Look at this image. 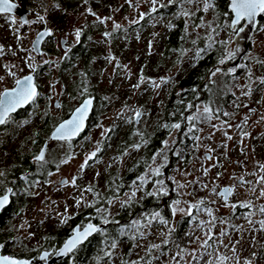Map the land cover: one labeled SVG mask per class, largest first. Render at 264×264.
<instances>
[{
	"label": "rangeland",
	"instance_id": "obj_1",
	"mask_svg": "<svg viewBox=\"0 0 264 264\" xmlns=\"http://www.w3.org/2000/svg\"><path fill=\"white\" fill-rule=\"evenodd\" d=\"M12 1L20 3V0ZM204 4L205 0H158L155 6L157 10L152 12L151 0H132L131 6L126 0H79L75 3L71 0H32L29 4L31 17L39 20L38 23L30 22L28 26H23L17 17H0V47L3 49L0 52V68L3 69V72L0 71L1 84L11 83L7 80L10 68L14 69L16 77L33 70L32 42L36 28L43 25L53 27L58 38L73 29L72 23L75 20H79V27L83 26L84 29L90 25L95 42L90 44L94 57L86 61L88 69L82 70L85 60L81 59L70 67L65 66L60 74L58 64L52 63L54 60L58 62L60 58L48 59L51 64L41 74L40 84L45 93L54 95L53 102L60 99L62 106L67 105L70 110L78 105L74 96L77 93L81 95L85 88L87 92L97 95L101 102L98 124L82 143L75 146L69 159L57 161L59 167L54 178L67 176L70 183L55 192L39 185L37 198L31 199L29 208L14 223L16 250L28 253V250L43 245L45 237L58 231L65 218L72 216V207L67 204L71 203L70 200L80 201V206L87 205L89 209L96 202H101L92 199V191H87L89 188L97 187L103 196H108L107 199L104 197L106 202L102 200L103 205L97 212L99 220L107 225L113 226L117 216L115 214L124 202L129 201L130 196L134 202L141 199L143 193L133 195V191H130L124 198H120V203L114 202L117 198L112 190V173L120 164H126L133 158L134 154L130 149L116 156L111 128L118 124V115L121 122H134L135 112L139 110L142 113L139 132L151 130L160 117V102L170 99V91L180 80L189 76L194 61L197 67L204 56L214 50L215 45L225 40L226 32L216 14V8L212 6L204 11ZM89 8L96 15L84 17L83 12ZM161 9L166 17L160 14ZM184 12L192 15L185 16L182 14ZM141 13L145 15L141 17ZM40 16L44 17L43 21L39 19ZM97 17L109 18L105 21L107 28L108 24L111 27L121 25L114 38L117 48L113 47L112 52L118 53L114 60L106 58L109 57L108 49H104L107 39L98 33L96 25H99L100 20ZM141 21L143 30L136 32L129 29ZM175 29L183 32L182 48L161 60L162 52L167 49L169 35ZM256 74L253 69L252 75L255 77ZM211 79L216 83L217 91L219 89L216 91L218 104L212 107L208 100L198 97L194 106H187L191 112L183 121V155L178 158L175 168L164 177L174 183L179 194V204L176 205V201L170 204L171 215H138L134 219L127 216L121 224L124 226L115 224L120 229L115 235L111 232L113 237L109 231H102L101 234L109 236V239L104 238L100 252L108 257L97 259L96 264H246L244 260H248L246 254L250 253L249 249L264 242L258 233L261 229L259 215H231L235 208L233 205L256 204V184L250 188L240 187L230 206H223V201L213 194L214 187L228 183L232 174H236L237 178H245L244 170L253 168L259 159L255 152L251 154L244 150L241 153L234 151L235 148L231 149L237 146V140L227 138L223 122L225 118L214 112H224L227 90L223 86L222 70L216 71ZM152 81H155V85ZM247 83H256V80L246 81L242 78L237 81L239 85ZM76 84H82L83 90L76 88L77 92H72L73 96L69 95L71 87L74 89ZM67 107H61L55 116L66 114ZM206 107L211 109L210 113H205ZM189 117L197 119L189 121ZM174 131L171 132L173 135L168 134L166 140L162 141L161 150L159 147L154 152L147 165L148 169L132 185V190L139 187L140 191H144L149 182H152L153 191L160 190L161 184L157 182L162 181L163 188L168 191L164 178L161 176L156 179L154 172L157 168L168 166L171 154L176 157L179 153L173 149ZM132 136L134 138L137 135ZM101 146L103 150L99 161L91 163L89 157L92 149ZM56 149L61 154L65 152L63 145ZM60 153L58 156H61ZM206 153L211 154L210 159H207ZM236 162L242 166H236ZM50 199L54 203L46 202ZM55 204L59 207L56 211ZM174 206L178 209L175 213L172 211ZM208 210H211L212 216L208 215ZM30 219H38L39 226H31ZM183 221L188 222V234L175 241L174 229ZM206 233L212 239L207 240L208 246H202L207 239ZM63 237L57 234L50 240L57 244ZM113 244L115 247H112ZM221 256L225 257L223 261L220 260Z\"/></svg>",
	"mask_w": 264,
	"mask_h": 264
},
{
	"label": "flooded vegetation",
	"instance_id": "obj_2",
	"mask_svg": "<svg viewBox=\"0 0 264 264\" xmlns=\"http://www.w3.org/2000/svg\"><path fill=\"white\" fill-rule=\"evenodd\" d=\"M31 1L32 0H27L25 6V10L28 11V23H23L21 18L14 14H1L0 17L9 15L17 17L23 26H28L30 22L33 24L38 23L39 20L35 18L32 19L31 17L32 11L29 6ZM55 1L59 2V0ZM76 1L79 0H71L72 3ZM226 1L224 6L220 5L218 0H214L212 4L214 8H216L215 10L219 20L224 25V30L226 32L225 40L215 45L214 50L208 52L206 56H204L205 59L211 57L216 61L209 68L208 76L203 79L202 84L193 88V90H195V100L191 103H187L188 105L194 106L195 102L199 100V97L208 100L212 107L216 106V104H218L217 92L219 89L217 91L215 86L216 83H214V80L211 78L217 69H220V71L222 70L223 86L227 90L224 99V112H214L218 116H224L225 120H223V122L225 123V130H227V138L230 136L237 140V146H233L231 149L235 148L233 149L234 151L236 150L241 153H243L244 150H248V153L251 154L255 152L257 153L259 161L253 168L244 170L246 172L245 178H237L236 174H232L228 183L214 187L213 194H216L217 197L223 201V206H230L232 201L236 198L240 187L250 188L254 187L256 184L258 187V191H256L257 194H255L258 200L256 204H252L251 208L240 207V204H238L231 215H259L262 220L264 219V214L260 213L259 209L264 206V196L260 195L261 191L264 190V180H261V177H264V171H262L260 167L264 165V83H261V80H264V53L262 52L264 48V15H258L254 27L253 23L249 24L246 21H241V24L237 25V27H242L243 31L236 33L235 30L230 27L234 19V14L230 8V0ZM19 5L21 6V3H19ZM218 10L222 11L219 12ZM91 12L93 11L91 10ZM83 13L84 17L90 15L88 10ZM160 14L166 17V13H164L162 9L160 10ZM130 19L131 18H127V20ZM98 22L99 25H96V27H98V33L102 34L107 39V45L104 46V49H108L107 56L109 57L106 58L110 59L111 57H115L118 53L117 51L112 52V48H117L114 41L117 35V28L114 29V25L111 27L110 24H108L109 29L105 26V22ZM79 25V20H75L72 23L73 29L62 33L58 38L57 32L53 27L43 25L36 28L34 40L42 31L51 30L52 35L45 37L42 41L41 53L37 54L33 50L34 56L31 55V59L33 69L35 70L26 74H18V77H16L14 69L10 68L8 71L11 72L7 80H10L11 83H0V95H2L5 90L11 91L15 89L18 79L21 80L29 75H34V82L39 92V95L33 102L17 108L16 111L9 114L6 123L0 125V173H2V175H0V199H2L4 195H8L9 197L8 203L0 207V256L9 257L17 261L23 259L32 260L33 262L31 264H36L42 252H50L49 258H51L57 249L64 244L67 238L74 233L76 228L81 230L87 224H103L104 226L101 228V231H98L84 244L78 246L73 252L68 254L65 259L54 263L96 264L97 259L101 258L103 260L108 257V255L104 256L101 254L102 252H100L104 238L109 239V236L104 237V235L101 234L102 231L107 230L110 236H112V233L115 235L120 229V227L115 224L121 225L126 221L125 218L127 216H129L130 219H134L138 215H153L157 212L159 215H171L170 204L179 200V194L176 191L174 183L168 179L166 180L164 177L170 170L175 168L178 158L182 157L184 150L183 121L187 118L186 115L191 112V110H189L188 107L183 110V102L185 99L183 94L185 91L183 80H180L179 83L172 88L169 94L170 99L160 102L159 107H162L160 117L157 118L151 130L145 129L143 132H139L138 124L142 118L137 121L136 117H134V122H129V120L121 122L119 115L117 116L118 124L111 128V130H113V144L116 156L119 157L130 149V152L134 154L133 158H130L126 164H120L112 173V190L117 198L114 202L116 204L120 203V198H124L130 191H133L135 194H139L140 192L143 193L141 199L134 202L130 196L129 201L124 202L123 207L115 214L117 216L115 223H113V227L109 228L106 223L99 220L97 213L99 207L103 205L102 200L105 196H103L97 187H94L91 192L92 199L96 201L101 200V202H96L95 206L93 205L91 209H89L87 205L80 206L77 202H72V200H70L71 203L67 204L72 207V216L65 218L64 223L58 231L46 236L43 245L28 250V253L24 252V250H16L17 245L14 243L16 242L14 223H16V220L22 215V212L29 208V205L32 203L31 199L37 198L39 185H43V189L48 188L49 191L55 192L61 190L70 183V178L67 176L59 179L54 178V174L59 167L57 161L61 162L63 159H69L75 146L82 143L85 136L94 129L93 127L99 122L98 114L101 109V102L94 93L83 92L81 95L77 93L74 97L77 98L75 100H78V105L70 110L67 105L62 106V100L60 99H56L53 102L52 97L54 95L48 92L45 93L40 84L41 74H43L51 64L48 59L60 58L58 62L56 60L52 62L53 64H58L60 74L65 66L70 67L81 59L85 60L83 61L82 70L88 69L86 67V61L94 57V51L90 47V44L95 41L92 39L91 26L89 25L88 28L86 27L84 29L83 26L79 27ZM76 29L82 30L79 42L75 40L74 33ZM129 29L131 31L135 30L136 32L143 30L142 21L136 25H131ZM172 32H176V34L183 36L182 30L175 29ZM105 33H110V35L105 36ZM173 53L174 52L169 54L167 52L166 54V52H162L161 60L166 58V56L173 55ZM232 53L235 55L229 58ZM45 61L48 63H44ZM221 61H223V63H221ZM253 69L257 72L255 77L252 75ZM191 70H195V61ZM0 71L3 72V69L0 68ZM242 78L246 81L256 80V83H247L246 85L237 84V81ZM72 88L73 86L70 92L67 91L71 96H73L72 92H77V89L83 90L82 84H76L74 89ZM242 92H244V94H242ZM87 98H94V101L86 121L87 125L85 130L75 139H52L51 135L55 128L64 120L68 119L72 112ZM57 105H60V107H57ZM61 107H67L68 112L56 117L55 114ZM219 111H221V109H219ZM132 112L131 110L130 115H132ZM225 112L228 113L227 116L224 115ZM174 123H179L181 125L179 130L174 129V137L172 140L173 149L180 154L177 153L176 157L171 154L168 166L160 167V172H162L161 175H155L156 179L161 176L164 178V183L169 187L167 191L168 194L164 195L159 190L153 191L152 182H149V184L145 186L144 191H140L139 187H135L134 190H132V185L134 186L142 173L148 169L147 165L151 162L153 155L156 153L155 151L159 147L161 150L162 141L166 140L169 136L168 134L173 131L171 125ZM165 125H168V127H165ZM132 135L137 136L131 138ZM170 135H173V133ZM137 140L138 142H136ZM59 145L65 147L64 154H61L60 150L56 149ZM136 145H139V147L137 148ZM102 150V146L92 149L90 156L92 153H96V156L90 159L91 163L99 161ZM41 152H43L45 156L43 162L36 160V156ZM59 153L61 156H58ZM207 154H209L210 157H207ZM205 155L207 159L211 158L210 153H206ZM235 165L238 167L242 166L238 164V162H236ZM228 187H232L233 192L229 200L225 202L224 196L220 195V193L224 188ZM9 189L12 191L9 192ZM151 192H156L157 195H150L149 193ZM75 199H78V197ZM46 202L51 204L54 203L51 199ZM57 208L59 207L55 204L54 211H56ZM30 224L35 228L39 226V220L33 219V221H31L30 219ZM121 226H124V224ZM260 228V232L258 233H260L259 236L263 239L264 228H262L261 225ZM174 230V233H182V230L179 228H175ZM188 230L189 229H186V234H188ZM57 234L64 235V237L59 243L54 244L50 239ZM173 238L175 241L178 239L176 236ZM91 249H93L91 251L94 252L93 254L90 256L84 255L85 253L88 254V251ZM249 252V254H246L248 260H244L246 264H264V242L255 244L254 248L252 247L249 249ZM44 261H47V259Z\"/></svg>",
	"mask_w": 264,
	"mask_h": 264
},
{
	"label": "snow or ice",
	"instance_id": "obj_3",
	"mask_svg": "<svg viewBox=\"0 0 264 264\" xmlns=\"http://www.w3.org/2000/svg\"><path fill=\"white\" fill-rule=\"evenodd\" d=\"M87 2V0H85ZM129 5H132V0H126ZM171 2V0H170ZM189 2H192V0H189ZM151 3L153 5L152 12H155L156 5L158 3V0H151ZM164 5H161L163 7ZM210 3L205 0L204 4V11H207L210 7H212ZM14 5L9 2V0H0V12H11ZM231 9L232 12L235 14L234 19L231 22L230 27H232L236 33H239L243 31L242 27L238 28L237 25L241 24V21H246L249 24H252L255 22V19L258 15H264V0H231ZM89 13L95 16L96 14L91 12V9H88ZM185 16H191V13L184 12L182 13ZM145 14L141 13V17H143ZM39 19L41 21L44 20V17L40 16ZM98 20H100L101 23H104L109 18H103L97 17ZM135 22V21H134ZM24 23H28L27 20L24 21ZM115 27L119 29L121 25L116 24ZM52 32L51 30H47L45 32L40 33V38L42 39L44 36H51ZM75 40L79 42L82 30L76 29L75 30ZM110 33H105V36H109ZM39 39L37 40V44L39 43ZM35 50V48L33 49ZM3 49L0 47V52H2ZM199 54V53H198ZM234 53L230 54L229 58H231ZM110 59H115V57H111ZM44 63H48L45 61ZM223 63V61H221ZM31 67V66H30ZM35 69H33L34 71ZM217 71H220V69H217ZM14 75V74H13ZM215 75V73H213ZM152 83L155 85V81H152ZM261 83H264V80H261ZM17 87L11 91L5 90L2 95H0V125H3L8 120L9 114L16 111L17 108L24 106L25 104L33 102L36 97L39 95L37 85L34 82L33 76L29 75L25 77L22 80L16 81ZM135 87H139V85H136ZM84 92H87V88L84 89ZM92 99H85L82 104L77 107L72 114L71 118L66 120L65 122L61 123L55 130L53 134V139L56 140H71V138L75 135H77L80 131L83 130L85 126V120L89 114V110L92 106ZM57 107H60V105H57ZM189 107H191L189 105ZM205 113H210L211 109L205 108ZM135 115L137 118H139L142 113L137 110L135 112ZM225 116L228 115L227 112L224 113ZM211 119V116L208 117ZM189 121L196 120L197 117H189ZM165 127H168V125H165ZM171 128L179 130L181 128V125L179 123H174L171 125ZM192 129H189L191 131ZM228 139H231L230 136H228ZM138 148L139 145H136ZM211 151V150H209ZM96 156V153H92L89 159H92ZM166 160V157L164 158ZM37 161L43 162L45 160L44 153L41 152L38 156H36ZM261 170L264 171V165H261ZM2 175V173H0ZM154 175L159 176L161 175L160 169L157 168L154 172ZM143 180V178H141ZM261 180H264V177H261ZM74 183V181H73ZM157 183L161 184L160 192L164 195H167V191L163 188V182L158 181ZM9 192L12 190L9 189ZM87 191H92L91 188L87 189ZM233 192L232 187L225 188L223 192L220 193V195L224 196L225 199H227V196ZM150 195H157L156 192L149 193ZM135 195V193H133ZM261 196H264V190L260 193ZM9 201L8 195H4L2 199H0V207H3L6 205ZM78 205L80 201L77 202ZM203 203V201H201ZM179 204V201H176V205ZM240 207L244 208H251L252 205L249 203H241L239 205ZM233 207H236V205H233ZM177 207H173L172 211L175 213L177 211ZM184 211V210H180ZM260 213L264 214V206L260 207L259 209ZM190 214V213H189ZM154 216H159V213H154ZM208 215L212 216L211 210H208ZM215 219V218H213ZM106 222V221H105ZM166 223V221H161ZM251 222V221H250ZM261 227L264 228V220L260 221ZM101 231L100 228L93 224H88L87 227L81 232L79 229L76 230V235L73 236L72 239L68 240L67 243L64 244L63 249L60 251V255H68L69 253L73 252L77 246L81 243H83L84 240H86L93 232ZM207 239L205 240L204 244L202 246H208L207 240H211L212 236L209 233L205 234ZM112 247H115V244L112 245ZM110 255V254H109ZM48 256V253H45L44 256L41 257V259H45ZM225 257L221 256L220 260L223 261ZM0 264H28V262H21L14 260L9 257H3L0 256ZM211 264V262H209Z\"/></svg>",
	"mask_w": 264,
	"mask_h": 264
},
{
	"label": "trees",
	"instance_id": "obj_4",
	"mask_svg": "<svg viewBox=\"0 0 264 264\" xmlns=\"http://www.w3.org/2000/svg\"><path fill=\"white\" fill-rule=\"evenodd\" d=\"M219 4L224 6L225 3L227 2L226 0H218ZM219 11V10H218ZM222 10H220L219 12H221ZM223 13V12H222ZM182 36H180L179 34H176V32H171L168 38V43L166 45L167 49L165 50L166 54L167 52L169 54H171L174 50H179L182 48V44H181V40H182ZM165 54V55H166ZM216 60L214 58L208 57V58H203L200 62V64L195 67V70L190 72L188 77H185L183 79V86L185 87V91H184V102H183V110H185L188 106L187 102H192L193 100H195V90H193V88H195V86H200L202 84V81L205 77L208 76V72H209V68L213 65V63ZM111 194V193H110ZM108 197L107 195L105 196V198ZM104 198V199H105ZM107 199V198H106ZM106 199L104 200V202H106ZM188 226V222H181L178 226L179 229L182 230L181 232H176L174 235L178 238L180 237H184L186 236V229ZM109 228H112V225H108ZM184 241V240H182ZM93 249H91L90 251H88V254L85 253L84 255H88L90 256L91 254H93L94 252H91Z\"/></svg>",
	"mask_w": 264,
	"mask_h": 264
},
{
	"label": "water",
	"instance_id": "obj_5",
	"mask_svg": "<svg viewBox=\"0 0 264 264\" xmlns=\"http://www.w3.org/2000/svg\"><path fill=\"white\" fill-rule=\"evenodd\" d=\"M9 2L11 3V4H13L14 5V7H13V9H12V11L11 12H0V15L1 14H14V15H17V16H19L20 18H21V20H22V22L24 23V21L25 20H28V11L27 10H25V6H26V2H27V0H20V3H21V6L18 4V3H16V2H14V1H12V0H9ZM208 3H210L211 5L213 4V2H214V0H208L207 1ZM230 8H231V0H230ZM232 10V9H231ZM234 14V13H233ZM235 15V14H234ZM258 17V16H257ZM257 17H256V19H255V22L253 23V27H254V25L256 24V21H257ZM42 32H45V31H42ZM42 32H40V33H42ZM40 33H39V35L36 37V39L34 40V42H33V49L35 48V52L38 54V53H41V44H42V41L44 40V38L45 37H47V36H44L42 39L40 38ZM39 39V43L37 44V40ZM31 76H33V79H34V75H31ZM24 79V78H23ZM22 80V79H21ZM17 87V86H16ZM87 99H89V98H87ZM90 99H92V101H94V98H90ZM82 104V103H81ZM80 104V105H81ZM79 105V106H80ZM78 106V107H79ZM92 106H93V103H92ZM92 106H91V108H90V110H89V114H90V112H91V109H92ZM75 111V110H74ZM74 111L72 112V114L74 113ZM72 114H71V116H72ZM89 114H88V116H89ZM71 116L68 118V119H70L71 118ZM88 116H87V118H88ZM87 118H86V120H85V126H84V128H83V130L82 131H80L77 135H75V136H73L71 139H75V138H77L80 134H81V132H83L84 130H85V128H86V125H87V123H86V121H87ZM141 118V116L139 117V118H137L136 117V120L138 121L139 119ZM68 119H66V120H68ZM66 120H64L63 122H65ZM62 122V123H63ZM61 124V123H60ZM59 124V125H60ZM58 125V126H59ZM57 126V127H58ZM56 127V128H57ZM56 128H55V130H56ZM55 130L53 131V133H52V135H51V138L53 139V134H54V132H55ZM56 140V139H55ZM207 157H210V155L209 154H207ZM225 189V188H224ZM223 189V190H224ZM223 190H222V192H223ZM230 195L231 194H229L228 196H227V199H224V201L225 202H227L228 200H229V197H230ZM225 198V197H224ZM88 225V224H87ZM87 225L83 228V229H79V228H76L75 230H74V233L69 237V238H67V240L64 242V244L65 243H67V241L68 240H70V239H72L73 238V236L74 235H76V230L77 229H79L81 232H83V230L87 227ZM93 225H95V226H97L98 228H102L104 225L103 224H98V225H96V224H93ZM95 233H97V232H93L86 240H84L83 241V243H81V244H79L78 246H80V245H82V244H84L91 236H93ZM64 244L59 248V249H57V251L54 253V255L51 257V258H49V255H50V252H42L41 253V256H40V259L36 262V264H54V263H56V262H58V261H61V260H63V259H65L66 257H67V255H60L59 253H60V251H61V249H63V246H64ZM77 246V247H78ZM45 253H48V256L45 258V259H47V261H44L45 259H41V257L42 256H44V254ZM70 254V253H69ZM15 260V259H14ZM18 261H21V262H28V264H31L33 261L32 260H18Z\"/></svg>",
	"mask_w": 264,
	"mask_h": 264
}]
</instances>
